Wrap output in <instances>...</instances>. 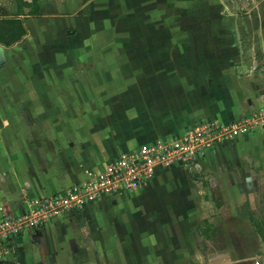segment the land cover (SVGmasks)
Returning a JSON list of instances; mask_svg holds the SVG:
<instances>
[{"label":"crops","instance_id":"obj_1","mask_svg":"<svg viewBox=\"0 0 264 264\" xmlns=\"http://www.w3.org/2000/svg\"><path fill=\"white\" fill-rule=\"evenodd\" d=\"M252 1L259 10L256 28L262 42V48H259L262 53L258 54L263 56L264 2ZM112 2L134 7H130L128 17L137 19V0H90L85 5L105 6ZM13 4L14 1L9 6L10 13L0 18L14 16ZM39 5L38 16L29 15L30 9H26V16L21 17L27 35L12 46L0 44L5 48L6 63L11 57L9 49L19 47L20 43L35 35L33 26L40 32L48 33L45 36L54 42L53 46H49L54 55L84 51V45L73 47L66 43V39L56 45L55 41L61 35H52L53 31H49L50 25H57V22L66 23V26L67 23L72 24L74 17L84 22L85 9L81 8L83 11L77 15L73 12L74 6L84 7V0H40ZM246 8L249 23L250 9L249 6ZM241 10H244L243 6ZM42 15L49 16L50 25L41 24ZM145 32L151 40L142 45L143 49L137 47L138 42L129 44L145 55L144 62L137 63L133 59L125 66L133 74V79H136V71L143 69L144 78L132 79L124 90L116 88L114 82L113 97L104 98L105 101L103 97L96 98L98 102H103L101 109L96 106L95 110L84 112L87 92L84 91L83 77L75 80L74 84L71 77L55 79L48 74V78L33 77L28 80L38 88H33L31 100L26 94L18 95V99L26 103L22 111L0 110V221L4 217L25 213L26 199L59 195L84 181L87 172L101 171L121 155L171 142L186 129L203 121L232 123L236 117L245 116L250 111V100H246L248 89L243 88L246 83L236 88L233 82L226 79L224 88L218 90L216 87L213 92L201 95L186 91L183 80L179 78L174 84L176 88L171 91L169 64L155 59L146 61V55L154 53L150 43L153 44V33L156 31ZM43 68L53 72L73 70L72 63L67 59L53 61ZM61 82L64 91L59 90L57 94L53 86ZM104 87L109 90V86ZM89 100L87 102L97 104L93 98ZM261 133L264 129L255 131L257 136ZM249 138L243 136L231 144L220 145L202 164L214 162L216 167H225V154L232 153L235 146L247 148ZM243 173L246 174L245 171ZM201 192L202 186L194 182L183 165L159 168L142 190L103 197L81 212L67 213L48 225L18 235L13 239L15 254L0 259V264H84V248L89 251L87 260L96 264L101 261L107 264H201L206 262L202 251L206 243L213 239L210 233L216 228L206 219L201 222L200 214L204 210L200 205L207 204L200 200ZM220 192L216 195L219 199L224 196ZM88 210L92 214V232L87 243L84 235L89 230L84 213ZM75 218L80 232L74 228ZM252 260L227 256L223 262L252 264Z\"/></svg>","mask_w":264,"mask_h":264},{"label":"rangeland","instance_id":"obj_2","mask_svg":"<svg viewBox=\"0 0 264 264\" xmlns=\"http://www.w3.org/2000/svg\"><path fill=\"white\" fill-rule=\"evenodd\" d=\"M13 1L0 0V16L10 13L9 6ZM89 1L84 0V7L74 6L73 9L76 15L83 11L81 8L86 11L89 9L88 12L84 11V22L74 17L72 24L67 23L68 27L66 23L59 22L50 25L47 19L49 16H41V24L52 27L49 31L53 33L50 34L61 35V38L56 39V45L66 39V43L73 47L84 45L82 53L52 54L49 46H53L54 42L45 36L47 32H40L34 26L32 30L35 35L24 40L19 47L9 49L10 60L0 70V110L22 111L26 103L19 100L18 95L26 94L31 100L33 88H38V85L33 86L28 80L33 77L48 78V74L55 79L71 77L74 84L75 80L83 77L84 91L87 92L84 112L95 110L96 106L101 109L103 102H98L97 97H103V101L108 100L110 96L113 97L114 82L116 88L122 87L124 90L132 81L133 74L125 69L129 61L135 59L137 63L144 62L145 55L132 49L134 45H129L130 42L140 43L137 47L143 49L142 45L148 39L151 40L147 38L148 34H144L148 33L145 31L153 30L156 32L153 33L154 40L150 45L154 53L152 57L146 55V61L155 59L169 64L171 91L176 88L174 84L178 83L179 78L183 80L186 91L201 95L213 92L216 87L218 90L224 88L226 79L233 82L236 88L246 83L243 88L248 89L246 100H250L251 109L240 118L252 119L263 112L264 55L258 54L262 53L259 49L262 48V42L256 28L259 10L252 0H238L244 7V10L238 12L233 1L228 4L229 0H137V19L128 17L130 7H134L125 3L112 2L105 6L86 7ZM246 6L250 9L249 23L246 20ZM65 26L67 28L64 32ZM66 59L72 63L73 70L53 72L43 68L53 61ZM141 71H136V79L133 80H138L140 76L144 78ZM104 85L109 86V90ZM53 88L59 94V90L64 91V84L61 82ZM91 96L96 105L87 102L88 99L92 100ZM240 118L236 117L235 121ZM11 120L16 121V118ZM204 123L207 122L199 124ZM243 136L250 137L247 148L235 146L232 153H226L223 158L225 167H216L214 162L207 165V162L197 172L191 173L194 182L202 186L200 200L207 202L200 205L204 210L200 214L201 222L206 219L216 227L210 233L213 239L206 243L202 251L206 255V262L202 261L201 264H224L223 260L227 256L252 258V264L262 257L260 261L264 263V243L254 228V222L264 228V133L257 136L251 128L238 139ZM241 171L246 174H241ZM220 191L224 195L221 199L216 197ZM89 210L84 213V221L89 230L84 235L87 243L92 232V214ZM74 220V228L80 232L78 220ZM88 254L89 251L84 248V264H96L87 260ZM99 264L107 263L101 261Z\"/></svg>","mask_w":264,"mask_h":264},{"label":"built area","instance_id":"obj_3","mask_svg":"<svg viewBox=\"0 0 264 264\" xmlns=\"http://www.w3.org/2000/svg\"><path fill=\"white\" fill-rule=\"evenodd\" d=\"M251 128L254 131L264 128V110L252 119L197 124L171 142L143 147L136 153L121 155L101 171L87 172L84 181L59 195L26 199L25 213L0 221V259L15 254L13 239L23 232L48 225L67 213L81 212L103 197L142 190L159 168L181 164L190 174L197 172L217 147L231 144ZM260 260L255 264H264Z\"/></svg>","mask_w":264,"mask_h":264},{"label":"trees","instance_id":"obj_4","mask_svg":"<svg viewBox=\"0 0 264 264\" xmlns=\"http://www.w3.org/2000/svg\"><path fill=\"white\" fill-rule=\"evenodd\" d=\"M40 0L27 2L26 0H14L12 5L13 17L0 18V44L9 47L21 41L27 35L22 16H26V9H30L29 15L38 16L40 12ZM254 228L258 236L264 241V228L254 222Z\"/></svg>","mask_w":264,"mask_h":264},{"label":"water","instance_id":"obj_5","mask_svg":"<svg viewBox=\"0 0 264 264\" xmlns=\"http://www.w3.org/2000/svg\"><path fill=\"white\" fill-rule=\"evenodd\" d=\"M231 1H233L235 3V10H236V12H238L241 9L240 2L238 0H229L228 1L229 5H230ZM236 30H237V33H238L237 34L238 35V39H239V41L241 43L240 34H239V31H238V26L236 27ZM6 61H7V58H6L5 48L2 45H0V67L1 68L4 67V65L6 64Z\"/></svg>","mask_w":264,"mask_h":264}]
</instances>
